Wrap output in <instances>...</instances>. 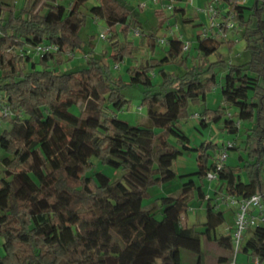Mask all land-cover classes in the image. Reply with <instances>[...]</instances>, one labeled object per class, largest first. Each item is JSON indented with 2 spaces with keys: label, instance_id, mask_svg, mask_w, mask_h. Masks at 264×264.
I'll return each instance as SVG.
<instances>
[{
  "label": "trees",
  "instance_id": "trees-1",
  "mask_svg": "<svg viewBox=\"0 0 264 264\" xmlns=\"http://www.w3.org/2000/svg\"><path fill=\"white\" fill-rule=\"evenodd\" d=\"M88 1L71 0L66 8L59 0H26L18 13L0 18V96L10 111L1 123L8 127L0 131V264H181L182 249L196 254L201 264L202 238L231 254L233 225L216 233L225 221L216 195L259 194L264 205V0L231 9L245 42L242 62L209 61L223 41L198 35L187 51L182 37L169 36L155 55L158 30L175 21L169 18L179 14L182 23L192 22L185 18V0H177L168 19L148 33L126 1ZM6 7L0 2V12ZM88 16L101 19L111 32L108 61L94 55L93 36L84 41L79 34ZM132 28L152 42V55L126 66L122 77L112 66L137 52L138 46L125 39ZM48 44H57V50L27 53L29 46ZM226 45L231 52L234 43ZM191 49L196 55L190 63L186 53ZM77 52L85 65L62 71L72 59L68 53ZM168 65L180 68L168 71ZM217 71L222 73L223 105L211 108L208 95L217 84ZM129 87L141 89L143 125L116 116L129 107L124 95ZM75 106L78 113L70 111ZM191 107L201 108L195 126L200 133L218 121L222 132L234 136L242 128L245 158L239 153L237 159L243 165L225 161L216 171L218 143L190 145L181 127ZM225 108L233 115H226ZM231 141L230 150H239ZM189 151L196 156V170L178 176L175 195L154 198L143 208L148 188L176 177L172 164ZM92 159L121 170L122 177L111 180L94 168ZM208 172H216L217 179L205 200ZM194 198L205 200V219L188 226L187 208ZM148 223L154 233L149 239ZM241 252L264 264V223L245 234ZM227 261L219 257L216 264Z\"/></svg>",
  "mask_w": 264,
  "mask_h": 264
},
{
  "label": "rangeland",
  "instance_id": "rangeland-1",
  "mask_svg": "<svg viewBox=\"0 0 264 264\" xmlns=\"http://www.w3.org/2000/svg\"><path fill=\"white\" fill-rule=\"evenodd\" d=\"M128 4V8L131 10V13L133 16L139 17L140 21L143 24V30L145 33H148L153 30L158 24V22L164 18L168 19V16L171 14V10L168 9V4L170 3V0H162L159 7L156 9V7L153 5L152 0H124ZM177 1V0H176ZM0 2H3L5 4H8V7L1 10L0 12V18H7V15L9 12H16L21 10L25 6L26 0H0ZM71 0H59V3L66 6V8H69ZM183 3V1H182ZM206 0H192V3L190 5L184 4L185 7V18H191L192 22L189 24H184L181 22V17L179 14L177 16H174L173 18H169V20L174 21L172 26H167V22L164 23V26L167 27H161L157 32V38H165L167 35V30L172 29L177 35L182 37V40L184 43L194 42V37L197 35V27L202 19L201 16V7L203 8L205 6ZM97 4V0H89L87 2V5ZM142 5H145V8H142ZM156 9V10H154ZM82 12H86L85 8H81ZM171 21V22H172ZM169 22V21H168ZM122 26H117L118 31V38L120 40H123V35L121 33ZM137 29V28H134ZM133 28L130 29L127 32L126 40L132 41L136 46H138L137 52L133 54V58L128 60L126 58L120 65L118 66V69H115L114 66H112L113 72L116 75H123L125 72L124 69L128 65H138L139 63H142L146 60L147 57H150L152 54L149 52L148 49L149 45L152 44V42L147 41V38L135 35ZM235 33H231V35L227 36L225 39H223V43L218 49V52L212 56L209 57V61L213 62L218 57H221L222 59H228L230 62H234L235 58H240V60H236L235 62H242L243 54H244V47L245 42L241 40L240 38V29L239 27L236 28ZM80 36L84 41L87 40L88 36L94 37L95 42V48H94V55L100 56L102 59H105L108 61L107 54L111 51V47L109 45L108 39H102L100 38L101 34H106L107 36L111 35V32L108 30V28L105 26V23L102 22L101 19L95 18L92 16H88L85 25L80 29L79 32ZM143 39L141 40V38ZM141 40V44L139 45ZM232 41L234 43V46L232 48V51L229 52L227 49L226 42ZM165 48V45L156 43L154 46V52L155 55H159L162 51V48ZM32 46H29V51L27 53L31 55H35L34 51L30 50ZM191 48H194V43H192ZM69 56L72 58L67 65L63 66L62 71H71L80 67H83L85 65L84 63V55L80 52L70 54ZM186 60L188 62H192L194 60L196 52L194 49H191L188 53H186ZM248 54V52H247ZM177 65H168L166 66V70L168 71H175L177 70ZM123 77V76H122ZM222 73L217 71V84L212 91L210 95H208V107L215 108L217 106H222L221 101V95H220V85L222 84ZM126 79V78H124ZM154 82H159V77L154 78ZM124 95L129 100V107L128 109L123 107L120 111L116 112V116L118 119L126 121L127 123H130L132 125H143L146 122V108L144 106H141V89L139 87H129L124 91ZM201 107V106H200ZM197 107H191L190 113H199L201 108ZM80 110V107H72L70 108V111L73 113H78ZM226 115H233L232 109L225 108ZM190 114V115H191ZM231 116V115H230ZM199 120V119H198ZM198 120L191 119V117L186 120L184 123L182 122V130L185 132V134L190 138V145L191 146H198L202 141H213L214 143H220L222 141L227 140H233L235 141V145L239 147V150H228V155L226 158V163L229 165H236L240 163V165H243L242 161H239L237 159V155L240 153L243 158H245V154L243 152V139H244V133H242V128H239L237 135L228 134L226 132L221 131L222 127V121H218L214 124H211L206 129H200L201 133L195 126H198ZM247 126V125H245ZM8 127V124L3 123L0 126V131L2 129H5ZM240 127V126H239ZM92 162L94 163V168L103 171L105 174H107L111 180L114 179H120L123 175V172L121 170H113L112 168L108 166H103L97 163L95 159H92ZM172 169L177 173V176L174 177L172 180L162 183L161 185L153 186L148 188V197H145L142 200V207L146 208L150 206V204L153 202L154 198L157 197H163L168 195H175L178 191L181 180H179L178 176L186 173H191L196 170V156L193 152H184L182 155L178 156L176 160L172 164ZM263 177H264V169L262 171ZM204 189L205 192L209 195L211 194L212 187L215 184V181H207L205 179L204 183ZM210 191V193H208ZM214 198V197H213ZM220 207L222 210H224V217L225 221L222 225H220L216 229V233H220L224 231L226 227H230L232 221H233V209L229 208L225 204H221ZM187 222L188 225L191 226L193 224H200L205 219V200L204 201H198L196 198H194L187 208ZM145 233L146 237L149 239L154 234L153 229L151 227V224L148 223L145 227ZM152 235V236H151ZM154 237V236H153ZM152 237V238H153ZM244 239L242 240L243 243ZM241 243V245H242ZM1 251V248H0ZM195 258V263L197 260V255L192 253ZM228 251L224 248H221L213 241H207L205 238H202L201 242V251H200V257L201 261L204 264H216L218 256L220 255H227ZM231 255V254H230ZM242 255L241 248L237 254V258L239 260L240 256ZM230 257V256H229ZM237 260V263H239ZM194 263V264H195ZM246 264H253L252 261L246 262Z\"/></svg>",
  "mask_w": 264,
  "mask_h": 264
},
{
  "label": "built area",
  "instance_id": "built-area-1",
  "mask_svg": "<svg viewBox=\"0 0 264 264\" xmlns=\"http://www.w3.org/2000/svg\"><path fill=\"white\" fill-rule=\"evenodd\" d=\"M162 0H152L155 7H159ZM248 0H206L205 6L199 10L201 11L202 19L200 20L197 27V35L200 38L210 37L212 39L223 40L227 36L231 35V30L234 28L236 30L235 22L233 21L232 7L233 6H243ZM183 3L190 5L192 0H185ZM182 3V6L184 4ZM178 2L176 0H170L168 4V9L172 10ZM145 8V5H142ZM135 35H139V30H133ZM169 36H176L180 38L172 29L167 30V35L165 38H157V43H166ZM100 38L106 39V34H101ZM58 48L57 44L48 45H37L33 47L35 55L45 54L47 52L56 51ZM189 49V43H185L183 50L187 51ZM118 69V66H114ZM10 114L7 106L1 102L0 96V126L2 123V117ZM191 119L197 120L198 114H191ZM219 149L216 160V171L223 167V164L227 158L228 150L232 147V141H222L218 143ZM217 173L208 172L206 174L207 181H216ZM208 194L205 195L204 199H208ZM216 208H219L221 204H225L229 208L233 209V230H232V253L231 258L227 264H246L237 263V254L241 248L242 240L245 234L256 228L257 226L264 223V205L262 203L261 195L254 194L249 197H236L224 194H218L215 197ZM256 263V261H254Z\"/></svg>",
  "mask_w": 264,
  "mask_h": 264
},
{
  "label": "crops",
  "instance_id": "crops-1",
  "mask_svg": "<svg viewBox=\"0 0 264 264\" xmlns=\"http://www.w3.org/2000/svg\"><path fill=\"white\" fill-rule=\"evenodd\" d=\"M103 22V21H102ZM214 187H216V184H214V186L212 187V189L214 188ZM212 191V190H211ZM208 193H210V191L208 192ZM212 193V192H211ZM188 215V214H187ZM186 225H188V222H187V224ZM231 225H233V221H232V223H231ZM231 225H229L230 227H231ZM189 226V225H188ZM230 227H226L225 229H224V231H222V232H220V233H225V232H227L229 229H230ZM208 241V240H207ZM229 256H231L230 255V253L228 254V256L227 255H220V256H218V258L219 257H228V261L230 260V258L231 257H229ZM238 257V256H237ZM195 256L192 254V252H189V251H187V250H184V249H182L181 251H180V261H181V264H194L195 263ZM199 259H200V262H201V264H203L202 263V261H201V257L199 256ZM237 260H238V258H237ZM197 261V260H196ZM227 261V262H228ZM248 261H250V259L249 258H247V256L244 254V253H242V255L240 256V258H239V260H238V262L239 263H248ZM227 262L226 263H224V264H227ZM253 264H256L255 262H252ZM196 264V263H195ZM205 264V263H204Z\"/></svg>",
  "mask_w": 264,
  "mask_h": 264
}]
</instances>
